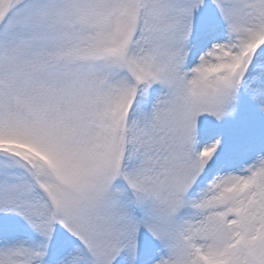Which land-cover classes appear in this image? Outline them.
I'll list each match as a JSON object with an SVG mask.
<instances>
[{
	"label": "snow or ice",
	"instance_id": "snow-or-ice-1",
	"mask_svg": "<svg viewBox=\"0 0 264 264\" xmlns=\"http://www.w3.org/2000/svg\"><path fill=\"white\" fill-rule=\"evenodd\" d=\"M0 264H264V0H0Z\"/></svg>",
	"mask_w": 264,
	"mask_h": 264
}]
</instances>
